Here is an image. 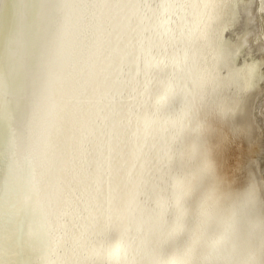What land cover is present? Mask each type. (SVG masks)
I'll list each match as a JSON object with an SVG mask.
<instances>
[{"label": "bare ground", "instance_id": "obj_1", "mask_svg": "<svg viewBox=\"0 0 264 264\" xmlns=\"http://www.w3.org/2000/svg\"><path fill=\"white\" fill-rule=\"evenodd\" d=\"M0 264H264V0H0Z\"/></svg>", "mask_w": 264, "mask_h": 264}]
</instances>
